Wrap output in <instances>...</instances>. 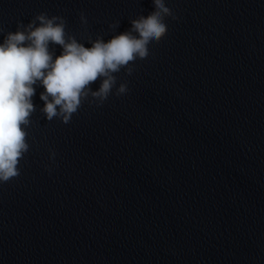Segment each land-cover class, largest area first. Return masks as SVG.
I'll return each mask as SVG.
<instances>
[{
  "label": "clouds",
  "instance_id": "obj_1",
  "mask_svg": "<svg viewBox=\"0 0 264 264\" xmlns=\"http://www.w3.org/2000/svg\"><path fill=\"white\" fill-rule=\"evenodd\" d=\"M153 3L155 10L147 17L130 20V30L107 42L101 36L89 39L91 47L66 32L65 18L49 17L46 12L37 14L27 25L18 22L16 31L7 32L0 43V182L20 176V161L29 152L26 129L36 110L34 86L45 89L40 94L44 102L40 111L46 119L58 118L64 124L70 123L86 100L102 106L114 88L116 96L129 91L127 83L117 87L115 74L125 69L131 75L134 62L149 56V44L159 43L167 35L165 18L176 19L164 0ZM80 20L87 24L83 13ZM50 44L62 48L59 56L50 50ZM98 79L100 86L93 91L91 85ZM55 156L51 151L50 159L54 161Z\"/></svg>",
  "mask_w": 264,
  "mask_h": 264
}]
</instances>
